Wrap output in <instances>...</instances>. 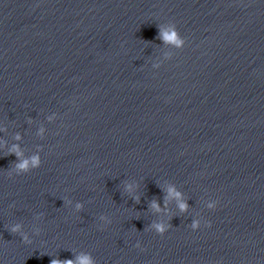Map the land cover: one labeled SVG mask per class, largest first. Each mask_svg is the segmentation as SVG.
Segmentation results:
<instances>
[{
	"label": "water",
	"instance_id": "water-1",
	"mask_svg": "<svg viewBox=\"0 0 264 264\" xmlns=\"http://www.w3.org/2000/svg\"><path fill=\"white\" fill-rule=\"evenodd\" d=\"M169 23L183 49L160 41ZM0 124L27 155L43 149L39 169L12 176L17 158L0 152L2 264L69 249L97 264H264V0H0ZM167 183L191 210L173 207L161 236L150 203L163 207ZM200 217L212 226L193 231Z\"/></svg>",
	"mask_w": 264,
	"mask_h": 264
},
{
	"label": "clouds",
	"instance_id": "clouds-1",
	"mask_svg": "<svg viewBox=\"0 0 264 264\" xmlns=\"http://www.w3.org/2000/svg\"><path fill=\"white\" fill-rule=\"evenodd\" d=\"M159 27V39L162 41L163 45L166 48H174V49H183L186 46L187 41L180 34L176 25L173 23L169 24H161ZM164 59L170 60L172 59V52L167 51L164 53ZM154 67L159 69L161 67V63L154 64ZM58 119V115L53 113L47 116V120L49 123H54ZM28 123H33V120L30 118ZM8 128L0 124V132L7 133ZM47 133V128L41 125L38 129L37 135L43 139L45 138ZM16 143L9 144L7 140L0 139V152H4L9 155H14L17 159L13 164L11 171H9L8 175H22L30 173L35 169H39L42 166L43 160L40 155V152L43 151L41 147L38 146L37 151L32 153L31 155L26 154V150L21 146V142L23 137L21 134L17 133L14 137ZM162 190L166 192V196L163 201V207L159 201L153 200L150 203L151 211L159 217V220L153 221L149 226L148 230L155 231L157 234L163 236L165 235L173 226L171 221L173 219V207H175L176 211L180 214H187L191 210V206L188 203V198L186 195L175 185L172 183H167L162 185ZM123 191L127 194L131 199H133L137 204L141 202L142 194L140 192V184L137 182H125ZM65 203V201H64ZM218 201L209 200L206 202V207L209 210L215 211L218 207ZM69 206H73L72 201H67ZM14 207V205H13ZM84 204L81 202H76L74 204V209L77 213L82 212L84 210ZM37 221L43 219V214H40L36 217ZM102 221L101 227L110 225L112 221L108 216H100L99 218ZM203 225L205 227H211V222L203 220V217L193 219L190 227L193 231H198ZM8 231L14 235H19L25 244H31L32 239L30 235L24 230V225L22 223H14L8 227ZM36 235H40L41 229L36 227L34 229ZM137 248H142L140 243L136 244ZM73 255V259H65L61 260L59 258H55L51 260V264H97L96 259L90 252H75L74 250L69 249ZM45 255V254H43ZM41 255V256H43ZM48 255V254H46ZM50 256V255H49ZM2 264V262H0Z\"/></svg>",
	"mask_w": 264,
	"mask_h": 264
}]
</instances>
